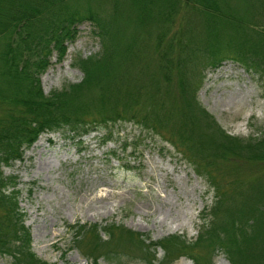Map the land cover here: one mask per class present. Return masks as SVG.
I'll return each instance as SVG.
<instances>
[{
  "label": "trees",
  "instance_id": "obj_1",
  "mask_svg": "<svg viewBox=\"0 0 264 264\" xmlns=\"http://www.w3.org/2000/svg\"><path fill=\"white\" fill-rule=\"evenodd\" d=\"M88 1L91 0H0V255H10L12 264H49L32 252L31 233L15 193H5L11 179H6L1 171V166L22 160L25 150L31 148L40 135L59 133L81 143L82 138L102 129L108 132L105 137L108 139L112 136L110 122L114 124L137 116L141 118V123H137L160 135L164 126L153 107L160 93V79L171 82L178 76L180 87L190 69L189 63L191 68L197 65L198 69V65L216 68L227 60L237 62L260 76L264 96V26L257 30L258 24L249 27L253 22L251 13L262 11L264 0H243L247 6L243 14L234 10L231 0H109V10H94L89 5L81 7V2ZM186 16L200 22L201 31L197 34L198 39L203 36L199 43L204 44L190 53L187 52L194 34L184 35L181 28ZM85 23L91 24L101 49L77 56L74 67L83 74L81 82L45 95L41 76L50 56L56 52L59 58H64L67 45L76 42L80 26ZM229 26L238 35L243 27L256 31L235 40L226 31ZM147 44L156 56V72L149 74L151 90L145 94L143 85L131 86L135 77L126 79L125 69L127 65L130 69L139 63V49ZM199 51L203 64H196ZM174 69L176 77L171 76ZM191 94L193 100L181 93L182 128L177 140L164 139V142L180 154L183 150L179 148L192 152L197 174L205 176L213 185L216 198L203 219H208V227L195 241L177 235L149 244L141 239L142 234L124 227H81L76 235L84 233V239L90 237L95 242V248L86 243L89 253L111 246L103 254L106 258L110 255L120 258L123 252L114 249L119 241L130 240L140 249V257L146 264L157 262L158 248L165 252L160 264H173L183 256L193 264H211L208 262L211 252L219 248L232 264L233 245L241 237L244 241L250 236L255 224L253 218L256 220L258 216L260 228L264 226V182L257 186L253 196L243 198L246 193L239 189L232 197L218 175H214L222 169L220 161H237L240 169L244 163L255 162L264 168V131L247 139L230 136L197 104L195 91ZM143 95L147 97L144 102L149 109L136 112L139 110L135 107H142ZM129 114L131 117L127 118ZM200 114L208 131L201 124ZM200 127L205 135L199 132ZM227 220L232 224L228 225ZM101 230L107 240L102 239ZM84 239L79 240L78 248L82 249ZM100 257L93 258L91 264H98Z\"/></svg>",
  "mask_w": 264,
  "mask_h": 264
},
{
  "label": "rangeland",
  "instance_id": "obj_2",
  "mask_svg": "<svg viewBox=\"0 0 264 264\" xmlns=\"http://www.w3.org/2000/svg\"><path fill=\"white\" fill-rule=\"evenodd\" d=\"M107 1L91 0L80 5H89L94 10H109ZM230 4L240 14L247 11L243 0H231ZM251 18L253 22L249 27L256 24L259 26L256 30L263 27L264 8L252 12ZM132 25L129 24V38ZM181 28L184 35L194 34L187 53L195 47H204L199 43L203 36L198 39L201 24L196 18L186 16ZM227 28L235 40L244 34L251 36L256 31L243 27L238 35L231 26ZM67 46L64 58H59L56 52L49 58L41 76L45 95L81 82L83 74L74 67L77 56L90 55L101 49L90 23L81 25L76 42ZM153 53L147 44L139 49V63L130 69L127 65L125 69L126 79L135 77L136 81L131 86L143 85L142 93L145 94L151 90L149 74L156 72ZM197 56L196 64H203L200 51ZM188 67L190 69L186 71L180 87L176 69L171 74L177 76L173 81L160 79V93L153 103L164 126L160 135L139 124L140 116L131 119L129 114V119L108 124L112 132L108 139H105L108 132L102 129L82 138L81 143L66 139L59 133H44L25 150L22 160L1 166L3 176L11 179L5 193H15L19 209L25 216V225L31 233L32 252L37 258L49 264H91L93 258L100 255L98 264H146L133 241H119L114 250L123 252L119 254L120 258L114 255L106 258L103 253L111 246L89 253L86 243L95 248L94 239H84V233L76 234L81 227L116 225L142 234L141 239L149 244L177 235L187 241H195L208 227V219H203L216 198L213 185L205 176L197 174L192 152L179 148L183 150L180 154L164 142V139L176 141L182 128L181 93L186 99L193 100L191 93L195 91L197 104L216 124L230 136L242 139L257 137L264 131V96L260 76L237 62L227 60L216 68L198 65V69L197 65L191 68L189 63ZM195 69L197 71L193 72ZM145 98L143 95L142 107H135L139 110L136 112L143 113L149 109ZM237 112L238 115L234 116ZM202 118L200 114L201 124L208 131ZM203 128L200 127L199 132L205 135ZM235 162L220 161L222 169L214 175H218L223 188L229 190L232 197L239 189L246 193L243 198L253 196L257 186L264 182V168L255 162L244 163L240 169ZM258 221V216L256 220L253 218L255 224L250 236L244 241L242 237L236 240L232 264H264V226L260 228ZM227 223L232 224L228 220ZM100 235L103 240L108 239L102 230ZM80 239L85 242L82 249L78 248ZM164 256L163 249L158 248L155 264H160ZM209 261L211 264H231L220 248L211 252ZM12 263L10 255H0V264ZM173 264H193V261L183 256Z\"/></svg>",
  "mask_w": 264,
  "mask_h": 264
},
{
  "label": "bare ground",
  "instance_id": "obj_3",
  "mask_svg": "<svg viewBox=\"0 0 264 264\" xmlns=\"http://www.w3.org/2000/svg\"><path fill=\"white\" fill-rule=\"evenodd\" d=\"M238 115V112L234 115V116H237ZM235 118V117H234ZM187 206H190L189 204Z\"/></svg>",
  "mask_w": 264,
  "mask_h": 264
}]
</instances>
